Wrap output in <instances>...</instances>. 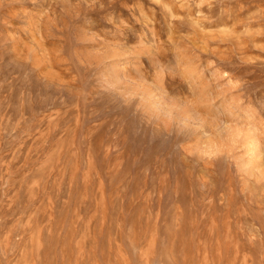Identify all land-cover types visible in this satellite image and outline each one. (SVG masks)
<instances>
[{
	"label": "rangeland",
	"instance_id": "374dc122",
	"mask_svg": "<svg viewBox=\"0 0 264 264\" xmlns=\"http://www.w3.org/2000/svg\"><path fill=\"white\" fill-rule=\"evenodd\" d=\"M0 264H264V0H0Z\"/></svg>",
	"mask_w": 264,
	"mask_h": 264
}]
</instances>
